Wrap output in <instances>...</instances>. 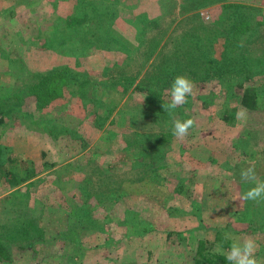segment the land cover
I'll use <instances>...</instances> for the list:
<instances>
[{
	"label": "rangeland",
	"instance_id": "374dc122",
	"mask_svg": "<svg viewBox=\"0 0 264 264\" xmlns=\"http://www.w3.org/2000/svg\"><path fill=\"white\" fill-rule=\"evenodd\" d=\"M202 1L0 0V32L9 30L10 36L12 34L14 38L13 44L20 46L21 40L16 33L20 28L23 36L29 40L22 54L24 64L30 68L42 69L68 63L82 69L84 74H90L101 86L102 79L114 78L116 74L120 78H125L126 74H140V77L143 74H157V79L167 78V81L162 79L159 87L166 101L170 99L171 84L177 75L186 76L195 84L194 94L185 105L167 116L171 117L168 121L156 118L150 104L132 87L126 89L121 84L112 90L103 87L99 96L115 105V110L105 126L94 132L90 123L93 117L90 114L89 118L85 117L82 105H78L84 99L72 97L77 101H69L68 107L62 109V114L70 110L76 115L73 121L82 120L83 128L92 139L88 148L79 154L83 161L80 170L70 168L72 173L66 175L67 181L62 184L57 177L67 172V167L63 165L65 151L70 149L69 154L73 153L77 142L64 137L53 143L48 134L32 130L15 120L2 126L3 143L16 153H22L39 168L43 167L45 159L57 161L55 167L43 169L40 176L44 180L31 189L34 198L40 197L60 211L66 207L68 196L64 194H74L78 190L77 181L88 172L94 170L100 173L101 168L108 167L114 175L99 174L100 177L112 179L115 184L117 180H125L123 189L127 191L121 198L110 201L112 206L99 204L96 207V215L100 218L109 217L105 220L104 229L85 232L83 228L79 230L77 226L72 227L70 233L79 232L86 247L79 264H196L199 239L214 241V228L217 226H226L232 242L253 238L258 244L257 250H260L258 262L264 264L261 235L256 237L246 230L248 216L243 209L246 201L243 194L253 185L243 186L240 177L241 170L252 165L257 177L264 171V93L260 109L254 110L245 107L228 91L229 84L239 79H244L245 85L258 80L264 82V74H250L247 77V74H239L238 69L220 72L209 68V62L204 61V58L223 61L222 53L227 41L233 48L230 50L231 55L240 51L236 50L235 44H242V48L247 50L245 57L251 66L259 60L264 61V22L257 27L252 25L254 28L240 34L239 38L230 33L228 40L222 20L223 7L227 2H240L247 11L252 10L250 6H255L260 11L257 16L263 19L264 0H213L210 5L195 9ZM158 6L161 10L159 15ZM14 11L16 15H12ZM87 11L98 17L105 14L117 16L114 23L117 31L111 33V37L116 34L112 40L100 45L101 42L94 36L95 41L81 39L78 42L81 49L69 55L60 49L47 51L48 48L41 45L45 38L35 37L38 27L50 28L46 30L48 35L53 32L57 17L81 19ZM196 13L199 18H189ZM143 14L157 16L163 29L157 36V46L151 55L146 45L136 48L130 55L119 45L118 32H123L133 41L136 33L134 24L139 25L138 19ZM70 41H67L66 46L72 50ZM56 43L54 45L60 47ZM84 47L85 51L82 49ZM4 63L0 51V65ZM168 74L174 75L170 77ZM65 94L69 96L70 92L66 90ZM224 107H235L236 113L245 115L234 123L227 122L222 117ZM178 110H183L184 115L181 116ZM158 113L166 114L163 109H157ZM189 118L196 123L188 135L183 140L174 137V119ZM167 130L171 133H167ZM139 132H151L159 134V137L165 135L167 139L162 146L166 151L170 149V155L157 161L152 168L150 166L147 173L144 167L124 168L119 162L125 148L137 152L143 144L153 143L151 138L141 143L143 139L139 138ZM247 140L251 141L250 150L256 151L255 156L249 157L243 152L248 147L244 142ZM43 150L47 151L45 157ZM180 181L184 182L185 189L190 190V195H187V191L175 189ZM129 208L137 213L128 214ZM170 230H174V233L169 236ZM215 247L221 248L224 253L229 249L218 244ZM53 251V245L41 244L36 253L24 252L6 264H58L59 259ZM217 264L227 262L219 261Z\"/></svg>",
	"mask_w": 264,
	"mask_h": 264
},
{
	"label": "trees",
	"instance_id": "16d2710c",
	"mask_svg": "<svg viewBox=\"0 0 264 264\" xmlns=\"http://www.w3.org/2000/svg\"><path fill=\"white\" fill-rule=\"evenodd\" d=\"M114 1L118 2L119 0ZM212 2L213 0H203L195 9L210 5ZM242 5L240 2H227L223 7L222 20L228 33V40L230 33L233 37L239 38L240 34L248 33L254 26L257 27L264 22V18L257 16L260 12L257 7L250 6L252 10L247 11L246 7ZM12 15H16L15 11ZM84 15L85 17L81 19L78 17H57L54 21L53 32L51 31L48 35L46 30L50 28L38 27L39 30L35 37L45 38L41 43L43 47L53 50L60 49V51L69 55L81 49L78 46L81 39L83 41H95L94 36L102 45L105 41L112 40L111 38L115 37L116 34L111 37V33L117 31L114 26L117 17L115 14H105L98 17L88 12ZM193 17L195 20L198 13L192 14L189 18ZM138 22H140L138 26L134 24L136 33L132 38L133 41L128 39L121 31L118 32L117 41L128 54L136 51V48L146 45L149 48L148 54L151 55L157 46V36L160 35L163 26L160 22L158 23L157 16L148 17L147 14H143ZM252 25L254 26L252 27ZM158 30L160 31L158 32ZM16 33L21 40L20 46L13 44L14 38L12 34V39L10 38L9 30L5 29L0 32L1 60L5 62L0 65V263L13 262L19 254L27 251L36 253L38 246L41 244H51L55 256L59 259L58 264H79L85 254L86 247L81 241L79 232L70 233L72 227L77 226L79 230L83 228L85 232L104 229L105 220L109 217L100 218L96 215V207L99 204L109 206L110 201L121 198L127 191L123 189L125 180L122 182L117 180L115 184L112 179L106 180V177H100L99 174L114 175V172L108 167L101 168L100 173H96L94 170L88 172L82 179L77 181L78 190L74 194H64V196H68L65 202L66 207L60 211L56 206L42 201V198H34L31 189L32 186H37L44 180L43 176H40L43 169L55 167L57 161L45 159L43 167L39 168L36 163L27 160L22 153H16L10 146L3 143L2 126L15 120L24 123L26 127L32 130H39L48 134L53 143H57L64 137L77 142L78 146L73 153L69 154L70 149L65 151L66 156L64 157L66 158L63 159V165L67 167V172L57 177L59 183L62 184L67 181L66 175L72 173L70 168L76 171L80 170L83 161L79 154L88 148L92 139V136H88L89 133L83 128L82 120L74 122L73 119H76V115H73L70 110H67L66 114H62V109L68 107L69 101H77L79 98L84 99L78 105H82L85 117L89 118V114L93 117L90 123L94 132L105 126L115 110V105L104 101V98L100 97L99 94L102 92L103 87L112 90L121 84L126 89L132 87L133 91L142 95L152 107L156 118L160 117L168 121L171 117H167L170 115L165 111L166 114L161 115L158 113L157 115V109L162 110L163 102H168L162 98V90L159 88L162 79L167 81V78L160 77L157 79V74H143L141 77L140 74H126L125 78H120L116 74L114 78L102 79L103 86H101L100 82L94 80L90 74H84L82 69L68 63L33 69L24 64L22 54L23 49L28 46L29 40L23 36L20 28ZM68 40H71L69 45L72 50L67 49ZM56 41V45L58 44L60 47L54 45ZM235 45L236 50H240L238 54H230V50H233V48L230 42L227 41L222 53L223 61L214 58H204V61L209 62V68L220 72L228 69H238L239 74H247V77L250 74H264V61L259 60L254 66H251L245 57L247 50L242 48V44ZM82 49L85 51V47ZM173 75L168 74L170 77ZM139 77V81L136 82ZM244 81V79H239L238 82L229 84L228 91L230 95L245 107L259 110L260 103L263 101L264 89L262 83L264 82L258 80V82L245 85ZM66 90L70 92L69 96L65 94ZM72 97H77V99ZM88 98L91 103L89 100L87 101ZM178 113L181 116L184 115L183 110H178ZM222 117L227 122H236V108L224 107ZM167 133L171 132L167 130ZM138 134L139 138L143 139L141 143L148 138L153 139V143L150 145L143 144L137 152H132L128 147V149L124 147L125 153L120 156L119 162L124 168L144 167L147 173L150 166L152 168L157 161L170 155V149L166 151L162 146L167 139L165 135L159 137V134L151 132L145 134L139 132ZM247 141L244 142L246 145L248 144V147L244 148L243 152L249 157L251 155L255 156L256 151L250 150L252 149L251 141ZM43 155L44 157L47 155L46 150H43ZM258 178L264 181V171L258 175ZM241 184L246 186V184L251 183H245L241 180ZM176 186L177 191L185 193L187 191V195H190V190L185 189L183 181L178 182ZM199 203L201 207V202ZM243 209L248 216L246 230L256 235V237L261 235L259 238L264 243V201L258 203L245 201ZM136 213L133 208L128 209V214L135 215ZM58 214L60 216L57 217ZM214 229L216 234L214 241L208 242L204 238L199 239L196 248V264L227 262L224 255L215 246L218 244L219 247H230L232 238H229L226 226H217ZM173 231H168V235H172ZM69 246H72V248H69ZM259 255L260 250H257V258ZM125 264L132 263L126 262Z\"/></svg>",
	"mask_w": 264,
	"mask_h": 264
},
{
	"label": "clouds",
	"instance_id": "9594fccd",
	"mask_svg": "<svg viewBox=\"0 0 264 264\" xmlns=\"http://www.w3.org/2000/svg\"><path fill=\"white\" fill-rule=\"evenodd\" d=\"M194 89L195 84L190 78L177 75L171 84L170 99L162 104L164 111L172 115L177 108L188 102V98L194 94ZM244 115L242 112H237L236 119L240 120ZM195 123L192 118L186 120L174 119L172 128L174 137L183 140ZM240 177L243 182L253 185L243 194V199L257 203L264 201V181L258 179L254 165L242 169ZM257 249V242L253 238L248 237L242 241L232 242L226 253L222 249H218V251L224 255L227 264H259L256 256Z\"/></svg>",
	"mask_w": 264,
	"mask_h": 264
},
{
	"label": "crops",
	"instance_id": "0c3cea01",
	"mask_svg": "<svg viewBox=\"0 0 264 264\" xmlns=\"http://www.w3.org/2000/svg\"><path fill=\"white\" fill-rule=\"evenodd\" d=\"M158 1H160V0H158ZM161 4V3H160ZM157 5H158V2H157ZM1 6V5H0ZM1 8V7H0ZM1 10V9H0ZM159 12H161V10H160V8H159V6L157 7V14L159 13ZM159 15V14H158ZM47 51H50L49 49H47ZM51 67V66H50Z\"/></svg>",
	"mask_w": 264,
	"mask_h": 264
}]
</instances>
